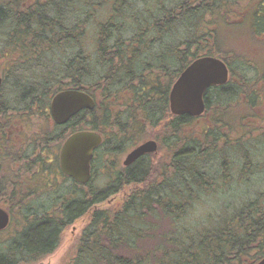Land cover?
<instances>
[{
    "label": "trees",
    "instance_id": "trees-1",
    "mask_svg": "<svg viewBox=\"0 0 264 264\" xmlns=\"http://www.w3.org/2000/svg\"><path fill=\"white\" fill-rule=\"evenodd\" d=\"M25 2L0 0V56L6 58L0 133L16 117L37 133L38 119L50 124L42 110L52 98L79 89L95 108L80 111L65 129H42L41 146L58 148L83 129L100 131L103 142L86 184L65 174L63 185L49 182L37 171L38 159L30 164L32 177L13 170L0 176V207L11 217L0 230V264L40 262L63 230L88 213L69 264H256L264 258V185L237 203L216 205L235 186L264 181V0ZM99 9L105 18L95 21ZM202 56L222 59L230 78L207 90L203 115H174L170 90ZM150 138L157 152L121 164L123 154ZM7 141L1 136L0 149ZM161 152L164 159L156 161ZM12 157L0 154V166L11 169ZM98 174L106 179L100 187ZM127 186L119 206L95 207ZM205 198L213 211L189 218L188 210Z\"/></svg>",
    "mask_w": 264,
    "mask_h": 264
},
{
    "label": "water",
    "instance_id": "water-1",
    "mask_svg": "<svg viewBox=\"0 0 264 264\" xmlns=\"http://www.w3.org/2000/svg\"><path fill=\"white\" fill-rule=\"evenodd\" d=\"M230 70L227 64L215 56H202L190 63L174 82L169 95L170 110L174 115L199 117L206 111L205 95L209 88L228 82ZM1 84V79H0ZM93 97L79 89H66L57 93L51 103V112L57 124H66L82 110H93ZM102 135L83 130L70 135L63 143L60 164L64 174L85 184L92 177L94 151L102 143ZM155 140H148L127 154L124 165H129L147 153L157 152ZM10 223V214L0 207V230ZM256 264H264L262 258Z\"/></svg>",
    "mask_w": 264,
    "mask_h": 264
},
{
    "label": "flooded vegetation",
    "instance_id": "flooded-vegetation-1",
    "mask_svg": "<svg viewBox=\"0 0 264 264\" xmlns=\"http://www.w3.org/2000/svg\"><path fill=\"white\" fill-rule=\"evenodd\" d=\"M52 100H53V98H52ZM52 100H51V103H52ZM51 103H50V108L49 109L42 110L45 113L44 116H46V120L48 119L50 124L47 126L46 122L42 120V124H43L44 128H40L39 127V130L37 131V134H33L31 129L30 130L28 129L30 132L29 131L28 132L25 131L27 129L26 126H23L24 127L23 128L24 131L16 132L14 130V128H15L14 124H12L9 127H7L6 130H3L2 131L3 134L0 133V138H1V136H4V137L8 138L9 141H7V144L9 146H10V142L12 144H14L12 146V148L7 146V145H5V146H3L0 149V154L2 156V160H5V156H6V154L8 152L13 154V157L11 158V162L13 163L11 169H8L4 165H3V167L0 166L1 167L0 176H1L2 180H4L3 177H5V176H9V177L12 176V173L10 172V170H13L14 172L16 171L15 175H29V177H32L36 173L35 174L31 173L32 168L30 167L31 166L30 164H31V162L34 163L36 161V159H38V160H41L43 162H42V164L40 166L37 167V171L41 170V173H42L43 177L46 178V179L48 178L50 180L49 182L56 183L57 181H61V183L63 185V182H64L65 178L63 176L64 173H63V171L61 169V164H60L61 149H62V146H63V143L65 142V140L70 135H72V134H74L76 132H74V133L70 134L69 136H67L66 139L63 141V143L58 148L52 147L51 144L50 145L47 144L46 146H41L42 142H44V140H42L40 136H43V134H44V133L41 132L42 129H46L49 126L51 127V125L59 126V127H62V129H65L64 128L65 125L68 124V122L74 116L66 124H63V125L57 124L55 122V120L53 118V115H52V112H51ZM18 119L21 122L24 121V119H22L21 117L20 118L17 117L16 121H18ZM17 129H19V128H17ZM83 130H85V129H83ZM83 130H79V131H83ZM87 130L96 131V132L100 133V131H97V130H92V129H87ZM79 131H77V132H79ZM27 138H28L29 143L27 145H24L23 147H21L22 148L21 150H18V147H15L17 145V143L18 142L22 143L23 139H27ZM102 138H103V136H102ZM12 139H14L17 143H14ZM148 140H152V139H148ZM148 140L140 142L138 145H136L135 147H133L129 151H127L125 153V158H126L127 154L130 153L133 149H135L136 147H138L139 145L143 144L144 142H146ZM102 142H103V140H102ZM99 147L96 148V150L94 151V157H95L96 151L99 149ZM4 151H5V153H4ZM145 155L146 154H144L143 156H145ZM42 157L46 158V160L45 159H44L45 161L42 160ZM124 160L125 159H123V161H122V159H120V162H121V164H123V166H126V165H124ZM131 164H129V165H131ZM34 165H35V163H34ZM129 165H127V166H129ZM50 166L56 168L57 170L55 172L51 171L49 169Z\"/></svg>",
    "mask_w": 264,
    "mask_h": 264
},
{
    "label": "rangeland",
    "instance_id": "rangeland-1",
    "mask_svg": "<svg viewBox=\"0 0 264 264\" xmlns=\"http://www.w3.org/2000/svg\"><path fill=\"white\" fill-rule=\"evenodd\" d=\"M29 1L33 2L34 0H28V2L24 3V6L27 5L26 3H29ZM84 9H85V6L83 4L81 9H80V13H78V15L81 16ZM96 15H97V18H96L95 21L104 20V18H105L104 17L105 16V9H99L97 11ZM75 17L76 16H74V18ZM229 19L232 21L231 18H229ZM73 21H74V19H73ZM89 27H90L89 30L95 29L94 28L95 27V22H93ZM92 35H93V32H90L88 38L91 37ZM88 38H87V41H85V42H88ZM263 38H264V36H260V42L259 43H262ZM244 39L246 40L245 44L247 46H250L252 50H255V43L248 42L247 41L248 40L247 37H245ZM5 61H6L5 56H0V65L5 63ZM262 111L263 110L261 109L259 112L262 113ZM14 120H15L14 121V126H15L14 130L16 132L24 131V129H23L24 127L23 126H25L26 123L25 122H21L19 119H18V121H16L17 117L14 118ZM41 121H42V119L40 118L36 122L40 123ZM33 125H34V122H33L32 126ZM34 127L38 128V125L35 124ZM39 127L40 128H44L42 123L39 125ZM17 128H19V129H17ZM30 129L31 128H29V130ZM26 130H28V129H26ZM34 134H37V133H34ZM150 139H153V138H150ZM146 140H148V139H146ZM28 143H29L28 138L27 139H23L22 147L24 145H27ZM165 156H166V153H165ZM121 157L122 158H120V159H122V161H123V159H125V154H123V156H121ZM160 158H163V152L157 154V159H155V160L157 161V160H163L164 159V158L163 159H160ZM165 158L167 159L168 155ZM234 176H236V173L234 174ZM105 182H106V179L104 177H101L100 174H98L97 179H96V181L94 183H95V185L97 187H100V186H103L105 184ZM263 183H264V181L262 180V178H260L258 181H255L253 183V185H250V186L249 185L246 186V187L242 186V185L240 187L235 186L234 188H232L231 192L221 196L218 200H216V201H218L216 203V205H220V204H223V203L224 204L229 203L232 199H234L233 201H235L237 203V202L240 201V198L242 197V195H244L248 191H252V190L257 189V188H262L263 185H264ZM130 187L131 186H127L123 191L117 193L113 197L109 198L108 200H106L103 203H100V204L96 205L95 207L96 208H107L109 206H112V207L119 206L120 203L123 200L125 192L127 190L129 191ZM204 200H203V203H205V204H207L208 201H211L210 199L206 200V198ZM211 203H214V202L211 201ZM208 206L212 207L211 205H208ZM205 215L200 216L199 218L203 219V218H205ZM89 216H90L89 213L85 214L84 216L76 219L72 224L68 225L63 230V232L61 233L59 244L55 248V250L52 251L50 254L44 256L42 258V260L40 262L36 263V264H69L70 261H72L73 257L75 256V251H76L75 249H76L78 236L80 235V233H81L82 229L84 228V226L87 224Z\"/></svg>",
    "mask_w": 264,
    "mask_h": 264
},
{
    "label": "clouds",
    "instance_id": "clouds-1",
    "mask_svg": "<svg viewBox=\"0 0 264 264\" xmlns=\"http://www.w3.org/2000/svg\"><path fill=\"white\" fill-rule=\"evenodd\" d=\"M211 211H213L212 207L203 202H196L194 206L188 210V216L189 218H194L197 216H203Z\"/></svg>",
    "mask_w": 264,
    "mask_h": 264
}]
</instances>
